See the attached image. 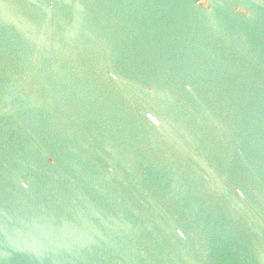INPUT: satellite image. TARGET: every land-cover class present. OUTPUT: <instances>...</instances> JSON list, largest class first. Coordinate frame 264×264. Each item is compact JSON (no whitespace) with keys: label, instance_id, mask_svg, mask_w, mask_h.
<instances>
[{"label":"water","instance_id":"1","mask_svg":"<svg viewBox=\"0 0 264 264\" xmlns=\"http://www.w3.org/2000/svg\"><path fill=\"white\" fill-rule=\"evenodd\" d=\"M0 264H264V0H0Z\"/></svg>","mask_w":264,"mask_h":264}]
</instances>
